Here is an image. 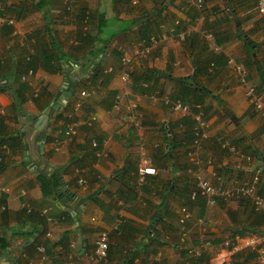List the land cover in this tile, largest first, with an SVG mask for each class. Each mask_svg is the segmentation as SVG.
Segmentation results:
<instances>
[{
    "label": "crops",
    "instance_id": "1",
    "mask_svg": "<svg viewBox=\"0 0 264 264\" xmlns=\"http://www.w3.org/2000/svg\"><path fill=\"white\" fill-rule=\"evenodd\" d=\"M50 44L65 54L62 72L42 55ZM144 47L147 56L133 57ZM129 55L127 70L146 74L144 83L121 79ZM30 56L42 61L23 73ZM11 58L16 76L0 78V239L8 242L0 264H193L195 248L206 260L196 264H259L264 214L247 198L209 206L196 187L198 177L232 189L259 175L264 197V115L229 63L264 102L256 0H203L202 8L196 0H0V62ZM165 97L193 109L173 111ZM199 118L208 137L194 149L187 142ZM141 157L155 175L140 178ZM38 172L60 175L66 195L44 197ZM183 207L191 217L182 228ZM25 210L46 218L44 236L25 238ZM101 232L104 263L90 259ZM42 240L51 246L45 260Z\"/></svg>",
    "mask_w": 264,
    "mask_h": 264
},
{
    "label": "built area",
    "instance_id": "2",
    "mask_svg": "<svg viewBox=\"0 0 264 264\" xmlns=\"http://www.w3.org/2000/svg\"><path fill=\"white\" fill-rule=\"evenodd\" d=\"M198 8H202L203 6V0H196ZM256 10L260 16V18L264 21V0H256ZM9 24H12L11 21L8 22ZM155 39L152 40V43H155ZM150 53V47H144V48H136L132 55L133 57H143L147 56ZM131 55L124 56L121 60L122 66L124 67V71L122 73L121 79L124 82H129L130 79V72L127 70L128 67L131 64V60L133 58ZM230 64H233L235 66V69L237 73L240 76V82L241 84L245 85L246 87V95L249 98V100L254 105L255 109L259 111L262 115H264V102L261 100L260 96L257 95L256 90L253 87L246 86V79H245V72L244 69L241 66H236L232 60L229 61ZM81 95H85L84 92L81 93ZM164 103L166 105H169L173 111H179L182 114L188 112V107L182 105L180 102H170L167 97L164 98ZM74 133V129L72 126H70L65 131V136H71ZM208 137V131H207V124L204 120L199 118L197 120V126L194 128V140H193V147L194 149H197L201 142L205 140ZM93 145H96V143L93 141ZM3 149L8 152V149L3 146ZM188 156L191 159H195V151L192 150L188 153ZM2 158L0 157V162ZM138 174L140 178L145 177L147 175H155L156 169L152 167L147 158L141 157L138 164ZM259 175H255L252 178V181L249 184L240 185L238 187L232 188V189H225L222 187H215L213 186L208 180L203 179L201 177L197 178L196 187L201 196H203L206 199V204L209 206H214L217 202V199H223V200H232L237 198H247L251 206L253 207L254 211L257 213H263L264 214V197L261 195L258 187H259ZM197 193L192 194V199H195ZM2 209H4L2 207ZM191 217L190 212L183 207L180 209L179 212V224L181 227H184V224L187 220H189ZM200 224H205V222L202 219H199ZM107 242H108V236L106 232H101L99 236V240L96 242L95 250L90 255L91 260H96L99 263H104L105 258L107 257ZM37 252L40 254L41 259L45 260L46 258V249L43 244H40L36 247ZM202 253L201 248H195L191 251L192 257H199ZM257 260L259 264H264V250L259 249L257 251Z\"/></svg>",
    "mask_w": 264,
    "mask_h": 264
},
{
    "label": "trees",
    "instance_id": "3",
    "mask_svg": "<svg viewBox=\"0 0 264 264\" xmlns=\"http://www.w3.org/2000/svg\"><path fill=\"white\" fill-rule=\"evenodd\" d=\"M46 1H40L37 5L38 7L42 4L45 3ZM100 35V32H98L97 36ZM94 45V44H91ZM50 48L51 50H47L42 52V55L45 56L46 58V62H48L50 65V69L52 70V72H62L63 70V63H66L67 60L65 59V54L62 52V50H60V48H58L55 44H50ZM93 51L91 50V53ZM49 54V55H48ZM37 59V60H36ZM35 61H37L38 63H41L42 60H40V58H36V56H30L27 60H24L23 63L21 64V72L25 73V71L31 70L32 67L35 65ZM62 61V62H61ZM13 59H9L7 61H5L3 64L0 62V68L4 69V76L0 75V78L4 79V77H9V79L14 78L17 74V70L18 67L17 65H13ZM56 63V67H53L52 64ZM99 72H100V62L96 63L94 65V67L92 68V76L93 79L98 78L99 76ZM149 74V72H147ZM146 74H136L133 71L130 73V79L132 81L133 84H141L144 83L146 81L145 77H143ZM4 81H7V79H4L1 81V83L3 84ZM1 84V85H2ZM4 85V84H3ZM5 87L4 86H0V90H3ZM194 92V91H192ZM15 94V98L17 99L15 106L17 109L20 110L21 107V103H22V98L20 96V94L16 91H14ZM186 105V104H185ZM188 106V105H187ZM189 107V106H188ZM189 109H193V106H191ZM65 133V132H64ZM189 140L187 143H189L191 146L193 145V140H194V130H192L189 134ZM46 141L51 140V138L49 136H45L44 137ZM2 145H7L5 142L2 143ZM47 173H43V172H38L37 174V181L41 187V193L44 197L47 198H52L53 196V200H60L62 197H64L66 195V191L62 192L60 191L61 189H59L63 183H62V179L60 178V175L54 174L51 176H47ZM119 196L121 197L122 195L120 194V192L118 193ZM20 218L24 221V226L27 225L26 230L24 231V236L26 239L30 238V237H34L36 235V238L38 236H44L46 230H47V225H46V218L44 216H42L39 212H34V211H30L27 212L26 210L22 212V214H20ZM65 236V235H64ZM62 239H60L58 241V244L62 245V247H65L64 245V237ZM40 244H43L45 246L46 249V253L50 252L51 250V246H48V242L46 240H42ZM34 243H29V245H27L25 247V250L30 247L33 246ZM8 246V242L4 239H0V250L4 251L6 250ZM107 261L109 260V255H108V249H107V257L105 258ZM205 258L203 253H201V255L199 257H196V260L193 261V264L196 263H201V262H205Z\"/></svg>",
    "mask_w": 264,
    "mask_h": 264
},
{
    "label": "water",
    "instance_id": "4",
    "mask_svg": "<svg viewBox=\"0 0 264 264\" xmlns=\"http://www.w3.org/2000/svg\"><path fill=\"white\" fill-rule=\"evenodd\" d=\"M84 71H85V68L82 67V68L80 69V72L83 73ZM76 78H77V80L79 79L77 75H76ZM63 87L66 88L65 85H64ZM67 95H68L67 93H64L62 96L65 97V98H67V97H68ZM57 104L60 105V106H62V103H61L60 101H58ZM43 119H44V117H43V116H40V117L38 118V120L36 121V123H38V125H39V124L43 121ZM47 131H49V126L47 127L46 130H43L44 133H46ZM32 240H33L32 238L29 239V241L25 242V244H27L28 242H32Z\"/></svg>",
    "mask_w": 264,
    "mask_h": 264
}]
</instances>
